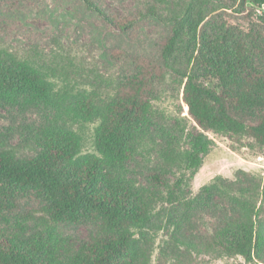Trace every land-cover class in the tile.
I'll return each instance as SVG.
<instances>
[{"label":"rangeland","instance_id":"374dc122","mask_svg":"<svg viewBox=\"0 0 264 264\" xmlns=\"http://www.w3.org/2000/svg\"><path fill=\"white\" fill-rule=\"evenodd\" d=\"M103 8L123 17L151 3L163 16L180 13L189 0H97ZM225 4V5H224ZM241 0L212 2L206 6L197 36L185 33L170 65L182 73L201 74L187 60L200 50L230 54L232 40L247 44L248 64L264 71V54L251 49V36L264 47V6L242 7ZM166 30L153 24L132 45L110 35L96 15L78 0H0V58L27 62L50 84L46 100L26 104L0 102V150L32 157L40 148L42 128H57L80 140V155H95L94 133L98 120L78 119L72 113L80 96L94 99L111 95L138 69L127 57L113 58L104 47L155 58ZM150 121L138 127L131 144L133 158L116 173L123 185L149 202L150 221L135 236L138 264H264V247L258 258L245 263L209 250L215 231L248 216L264 230V157L250 141L232 143L208 132L213 142L203 165L190 177L184 169L188 152L186 134L192 126L182 102V86L169 74L154 80ZM151 174L165 178L168 186L180 180V201L169 204L167 190L154 187ZM15 208L0 230L13 239L36 242L54 237L53 244L69 254L78 243L98 231V223L51 228L41 217L44 195L28 188H14ZM247 217V218H248Z\"/></svg>","mask_w":264,"mask_h":264},{"label":"trees","instance_id":"16d2710c","mask_svg":"<svg viewBox=\"0 0 264 264\" xmlns=\"http://www.w3.org/2000/svg\"><path fill=\"white\" fill-rule=\"evenodd\" d=\"M96 15L110 35L128 45L135 44L153 24L166 30L155 58L104 47L113 58L127 57L138 69L114 92L100 99L80 96L72 110L82 120H98L94 133L95 155H80V140L62 129L45 127L36 143L40 150L32 157H19L0 150V222L13 211L14 188L33 189L44 195L40 209L51 228L98 223V231L80 241L74 251L61 253L54 237L40 243H23L0 230V264H138L135 236L150 221L149 202L123 185L116 173L132 161V142L138 127L147 124L153 111V81L166 74L182 86V102L192 126L186 134L188 152L184 169L194 177L212 146L206 135L212 132L242 146L250 141L264 157V71L247 61L248 44L233 39L231 53L200 50L187 60L202 69L201 74L182 73L170 63L185 33L197 34L206 6L227 0H189L180 13L163 16L156 2L119 17L97 0H78ZM264 6V0H241V6ZM225 5V4H224ZM251 49L264 54V47L251 36ZM50 84L40 72L22 61L0 58V102L26 104L46 100ZM154 187L167 190L169 204L180 201L179 187L168 186L165 178L151 174ZM248 216L215 231L209 250L223 258L240 257L245 263L258 258L264 247V230Z\"/></svg>","mask_w":264,"mask_h":264}]
</instances>
